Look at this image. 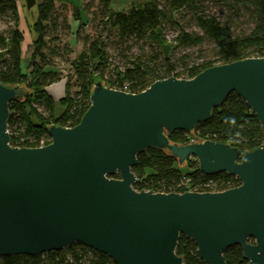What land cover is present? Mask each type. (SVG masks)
<instances>
[{
	"label": "water",
	"instance_id": "1",
	"mask_svg": "<svg viewBox=\"0 0 264 264\" xmlns=\"http://www.w3.org/2000/svg\"><path fill=\"white\" fill-rule=\"evenodd\" d=\"M31 10L36 0H23ZM235 93L259 122L263 143L241 156L211 141L171 144L192 132ZM19 87L0 83V257L61 251L74 243L115 264H182L180 235L205 264H225L233 246L248 264H264V57L205 69L191 79L156 81L130 94L98 81L72 128L50 125L38 148L10 145L8 105ZM148 148L190 158L205 176H235L220 192L135 191L131 172ZM118 174L119 178L112 176Z\"/></svg>",
	"mask_w": 264,
	"mask_h": 264
},
{
	"label": "trees",
	"instance_id": "2",
	"mask_svg": "<svg viewBox=\"0 0 264 264\" xmlns=\"http://www.w3.org/2000/svg\"><path fill=\"white\" fill-rule=\"evenodd\" d=\"M204 1L146 0L142 4H132L127 11L117 12L112 9L109 0H99L96 9L99 22L96 26L100 31L93 38L84 37L83 48L71 62L70 72L65 76L66 93L58 101L63 111L55 116V101L45 89L58 83L62 76L50 69L47 59L57 56L60 49L52 45L56 41L54 37L47 39L61 28L70 31L65 18L66 6H59L57 11L56 0H36L35 18L31 22L27 18L25 20L31 38V53L25 65L21 48L24 38L18 27L16 1L0 0V19L3 23V28H0V83L6 87L18 86L20 95L8 105L12 113L7 122L10 145L38 148L50 142L47 135L50 125L64 128L76 126L90 105L89 97L98 81L107 88L137 94L156 81L171 77L191 79L214 66L264 56V0H228L230 12L237 17H247L250 27L245 31L234 29L230 20L221 21L213 16L204 8ZM71 11L70 18L78 22L74 33L78 37L85 26L81 22V14H86V10L83 6L82 13L72 8ZM184 12L190 15L189 21L201 33L185 30L177 18ZM170 25L177 29V36L172 41H168L163 34ZM114 38L112 43L119 46L127 41H141L150 47V53L141 50L138 56L128 58L124 53L130 50V46H125L119 51L124 60L123 66H113L107 53V42ZM205 42L213 46V59L181 65L172 60L176 47H197ZM69 51L64 46V52L67 54ZM72 78L78 90L70 95ZM36 104L42 106L46 115L36 109ZM168 139L171 144L178 145L188 144L190 139L197 143L211 141L225 144L237 148L241 156L260 147L263 134L254 113L239 96L231 93L222 106L213 109L208 120L198 124L192 132L174 131L168 134ZM182 167L189 168L190 172L182 176ZM131 172L137 179L132 187L138 192L180 193L182 187L179 186L186 180L191 186L214 184V192L239 185L235 176L226 173L205 176L199 171L194 158L179 165L168 151L156 148H148L138 155ZM112 178L118 179L119 176L115 174ZM175 253L182 259V264H205L198 257L195 245L184 235L179 236ZM223 257L225 264H248L237 246L226 249ZM0 264L115 263L104 254L74 243L57 252L0 257Z\"/></svg>",
	"mask_w": 264,
	"mask_h": 264
},
{
	"label": "rangeland",
	"instance_id": "3",
	"mask_svg": "<svg viewBox=\"0 0 264 264\" xmlns=\"http://www.w3.org/2000/svg\"><path fill=\"white\" fill-rule=\"evenodd\" d=\"M67 1L71 8L74 10H78L82 13L83 6L86 10V14H81V22L85 23V26L83 29H81L79 36L75 37L73 33L70 31L65 30L64 28H61L53 35H50L47 40L51 39V37H54L56 39L55 42H53L52 45H56L59 47V53L55 57H49L48 63L50 64V69L57 72L62 76V79L56 83L59 85V95L52 91V86L50 85L46 87V92L52 97V99L55 101V107H54V115L58 116L62 113L63 108L61 105H59L58 101L64 97L65 95V76L70 72V64L74 60V58L81 52L83 48V39L84 37L93 38L95 37L98 32L100 31L98 26L99 22V15H97V7L99 0H65ZM146 0H129L128 4H123L117 7H113L112 9L114 11H127L128 8L132 4H142ZM162 1V0H159ZM18 4V10L20 12L21 17L24 16V20L26 18L31 22L36 15L35 8H32L29 10V12L26 11L23 0H16ZM228 0H206L203 2V6L206 10H208L213 16L218 18L221 21L230 20L233 23L234 29L237 30H247L250 27V23L247 19V17H237L232 12L228 10L227 3ZM132 3V4H131ZM60 10V8H57V11ZM65 18L66 23L70 24V22L74 21L72 18H70L71 15V9H65ZM181 24L184 25V28L187 32H197L201 33L194 25L189 21L190 15L186 14L184 12L181 16L177 17ZM26 25V22H25ZM97 25V26H96ZM0 28H3L2 20L0 19ZM96 28V31H95ZM101 28V27H100ZM27 29V28H26ZM24 33H26L24 31ZM75 33V32H74ZM163 34L165 38L168 41H172L177 36V29L173 26H167ZM110 36L109 38H111ZM115 42L114 39H109L107 42V53L109 54L111 58V64L113 66L121 68L124 64V60L120 57L119 51H122L125 46H130V50L125 52L124 54L128 56V58L136 57L140 54L141 50H143V53H150V47L147 44L142 43L141 41H138L137 43L133 41H127L123 46H119L118 44H113L112 42ZM111 43V44H110ZM30 42L25 41L24 45V63L25 65L28 64L29 55L31 53L30 49ZM64 46L67 47L68 50H70L67 54L64 52ZM172 60L177 61L179 65L181 64H192L193 62H199L201 60H210L213 59L214 51L213 46L209 42L203 43L201 46L193 47V46H187V47H176L174 51L172 52ZM23 67V66H22ZM22 69H25L24 67ZM180 70V68H178ZM27 72V71H26ZM55 84V85H56ZM64 85V86H63ZM63 86V92H61V88ZM77 85L74 82V78H72L70 87H69V94L73 95L75 92H77ZM36 109L46 115L43 111L42 106L35 105ZM190 170L187 167L180 168L181 175H185L186 173H189ZM147 174L149 172H146ZM187 185V184H185Z\"/></svg>",
	"mask_w": 264,
	"mask_h": 264
},
{
	"label": "crops",
	"instance_id": "4",
	"mask_svg": "<svg viewBox=\"0 0 264 264\" xmlns=\"http://www.w3.org/2000/svg\"><path fill=\"white\" fill-rule=\"evenodd\" d=\"M16 1V0H15ZM110 1V5H111V7L113 8V7H117V6H120V5H123V4H128V1L129 0H109ZM56 7H59V6H61V5H65L66 7H68V8H70L71 9V6H70V4L67 2V1H65V0H56ZM132 4V3H131ZM16 5H17V11H18V16H19V22H18V27H19V30L22 32V34H23V38H24V40H23V42H22V45H21V48H22V61H24V54H23V48H24V45H25V41L27 40L28 41V43L29 42H31V38H30V35H29V33H28V31H27V29H26V25H25V20H24V16L23 17H21V15H20V12H19V10H18V4H17V2H16ZM70 28H71V33H73L74 34V32L76 31V29H77V27H78V22L77 21H72V22H70ZM24 31L26 32V33H24ZM59 85L60 84H54L53 86H52V91L53 92H55L56 94H58L59 95ZM64 86V85H63ZM63 86H62V88H61V92H63ZM48 92V91H47ZM49 93V92H48Z\"/></svg>",
	"mask_w": 264,
	"mask_h": 264
},
{
	"label": "built area",
	"instance_id": "5",
	"mask_svg": "<svg viewBox=\"0 0 264 264\" xmlns=\"http://www.w3.org/2000/svg\"><path fill=\"white\" fill-rule=\"evenodd\" d=\"M262 57H264V56H262ZM109 89L117 90V89H114V88H109ZM191 141H195V140L194 139H190L189 142H191ZM42 146L43 145H41L40 147H42ZM187 183H188V181L186 180L184 183H182L179 186V187H182V190H181V192L179 194L184 193V192H196V193L214 192L213 189H212L214 184L208 183V184H204V185L202 184V185L191 186V185H188ZM185 184H187V185H185ZM155 193H159V192H155Z\"/></svg>",
	"mask_w": 264,
	"mask_h": 264
}]
</instances>
